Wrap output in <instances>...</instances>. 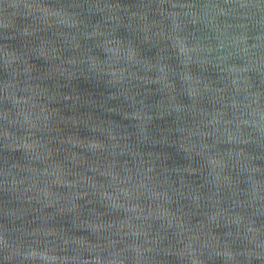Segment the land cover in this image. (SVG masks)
<instances>
[{
  "label": "water",
  "instance_id": "1",
  "mask_svg": "<svg viewBox=\"0 0 264 264\" xmlns=\"http://www.w3.org/2000/svg\"><path fill=\"white\" fill-rule=\"evenodd\" d=\"M0 264H264V0H0Z\"/></svg>",
  "mask_w": 264,
  "mask_h": 264
}]
</instances>
